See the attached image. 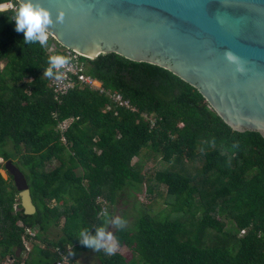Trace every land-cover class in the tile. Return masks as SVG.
Listing matches in <instances>:
<instances>
[{
  "label": "trees",
  "instance_id": "obj_1",
  "mask_svg": "<svg viewBox=\"0 0 264 264\" xmlns=\"http://www.w3.org/2000/svg\"><path fill=\"white\" fill-rule=\"evenodd\" d=\"M10 1L18 3L0 4ZM13 11L0 12V158L25 174L37 212L25 215L0 163V264L7 257L14 264H78L75 255L90 250L79 243L80 229L95 235L101 213L113 217L125 191L149 183L143 155L164 166L153 178L175 215L139 211L112 231L132 258L99 250V264H264L262 135L234 131L169 70L115 53L83 59L88 74L134 111L89 87L57 100L43 76L46 46L24 43ZM29 229L45 247L36 243L22 260ZM52 229L61 231L55 241L46 236Z\"/></svg>",
  "mask_w": 264,
  "mask_h": 264
},
{
  "label": "water",
  "instance_id": "obj_2",
  "mask_svg": "<svg viewBox=\"0 0 264 264\" xmlns=\"http://www.w3.org/2000/svg\"><path fill=\"white\" fill-rule=\"evenodd\" d=\"M39 3L49 9V35L62 47L87 59L115 53L169 70L196 88L234 131L264 138V0ZM61 11L63 21L57 22ZM228 53L236 60L229 61ZM4 165L25 215H34L25 174L12 160Z\"/></svg>",
  "mask_w": 264,
  "mask_h": 264
},
{
  "label": "clouds",
  "instance_id": "obj_3",
  "mask_svg": "<svg viewBox=\"0 0 264 264\" xmlns=\"http://www.w3.org/2000/svg\"><path fill=\"white\" fill-rule=\"evenodd\" d=\"M3 9H0L2 12ZM64 13L61 11L57 14V22H62ZM15 22L14 30L23 32L24 43L28 45L39 44L45 47L48 40V26L52 23L49 9L42 6L39 0H18L15 10L10 19ZM229 61H235L236 57L231 53L227 54ZM67 63V57L62 55H50L47 59V67L44 68L43 76L59 80L64 73L59 71ZM105 220L101 226L96 228L95 235L88 232L86 228H81L77 234L79 243L94 251L103 250L106 254H112L116 246L113 243V235L110 231H106L109 224L117 227H123L126 221L120 217H109L106 213ZM71 255V252H69Z\"/></svg>",
  "mask_w": 264,
  "mask_h": 264
},
{
  "label": "rangeland",
  "instance_id": "obj_4",
  "mask_svg": "<svg viewBox=\"0 0 264 264\" xmlns=\"http://www.w3.org/2000/svg\"><path fill=\"white\" fill-rule=\"evenodd\" d=\"M53 43V42H51ZM50 43V44H51ZM4 66V63H2V67ZM72 121H67L65 124L69 125ZM145 154H147V151H144ZM145 166H144V173H148L149 183L153 184L152 191H150V184L146 180V182L141 186L139 191H130L127 190L123 193L122 197L120 196L118 203L115 204L112 208L114 209V216L113 217H120L122 218L124 215L127 216L126 223L124 225H130L134 219V217L138 214L139 211L144 210L146 207L150 209V212L153 215H160V217H165L167 215L174 216L175 214L171 210L170 204L167 203L169 201V197L167 195V190L162 185L159 187L158 182L153 178V175L162 169L164 166L160 163H156L154 159L147 158L143 155ZM3 159L0 158V163L4 164L5 162L2 161ZM138 159L135 158L133 162H136ZM2 175L5 178H8V174L5 170H1ZM134 193L133 196H131V193ZM117 228V226L109 224L106 227V231H112ZM37 234L36 231H32V233L28 234L30 239L24 240V245L26 248V251L22 255V260L27 258V254L32 251L33 246L38 243L41 244L42 247H45L44 244H42L38 239L35 238L34 235ZM61 235L60 229H52L49 231L48 237L49 240L55 241L57 240V236ZM113 243L116 246V249L114 252H120L124 254L127 258H132V253L127 247H119L113 239ZM68 249H71L69 247ZM61 255L63 257V263L68 262V256L66 253L61 252ZM21 256V255H20ZM76 262L78 264H99L98 257L96 256V252L92 249H90L87 252H79L77 255H75ZM4 264H14V260L11 257H7L3 261Z\"/></svg>",
  "mask_w": 264,
  "mask_h": 264
},
{
  "label": "built area",
  "instance_id": "obj_5",
  "mask_svg": "<svg viewBox=\"0 0 264 264\" xmlns=\"http://www.w3.org/2000/svg\"><path fill=\"white\" fill-rule=\"evenodd\" d=\"M15 6L16 4L13 1H10L0 4V9H3V11L9 9L15 10ZM49 39H51L50 35H48V40ZM46 49L49 55H62L67 57V63L59 70L62 71L64 75L59 80L54 78H50L49 80V87L52 89L57 100H60L62 97L66 96L70 91L76 88L82 89L89 87L99 91L101 94H105L118 106L131 109L132 111L135 110L131 107L129 101L123 99L122 95L106 91L100 81L88 74L87 62L83 59L84 57L82 55L62 47L57 42L46 44ZM66 122L67 121L60 125V129L63 131L66 130L70 125H66ZM63 141H66L65 138H63ZM32 231L33 230L30 229L27 230V234L32 233ZM34 236H36V234Z\"/></svg>",
  "mask_w": 264,
  "mask_h": 264
}]
</instances>
